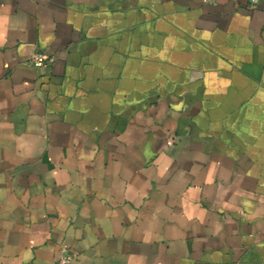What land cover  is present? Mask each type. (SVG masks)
<instances>
[{
    "label": "crops",
    "instance_id": "obj_1",
    "mask_svg": "<svg viewBox=\"0 0 264 264\" xmlns=\"http://www.w3.org/2000/svg\"><path fill=\"white\" fill-rule=\"evenodd\" d=\"M60 245L71 264H264L261 5L0 0V264Z\"/></svg>",
    "mask_w": 264,
    "mask_h": 264
},
{
    "label": "built area",
    "instance_id": "obj_2",
    "mask_svg": "<svg viewBox=\"0 0 264 264\" xmlns=\"http://www.w3.org/2000/svg\"><path fill=\"white\" fill-rule=\"evenodd\" d=\"M204 2H212L214 0H203ZM251 8H255L261 5L264 9V0H247ZM30 63L34 67H42L46 64H49L53 61L52 57L47 56L42 52H34L30 58ZM60 255L56 260L55 264H71L74 259V254L67 248L66 245L59 246Z\"/></svg>",
    "mask_w": 264,
    "mask_h": 264
}]
</instances>
